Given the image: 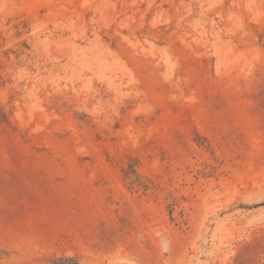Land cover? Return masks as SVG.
Returning a JSON list of instances; mask_svg holds the SVG:
<instances>
[{"label": "rangeland", "instance_id": "374dc122", "mask_svg": "<svg viewBox=\"0 0 264 264\" xmlns=\"http://www.w3.org/2000/svg\"><path fill=\"white\" fill-rule=\"evenodd\" d=\"M0 264H264V0H0Z\"/></svg>", "mask_w": 264, "mask_h": 264}]
</instances>
